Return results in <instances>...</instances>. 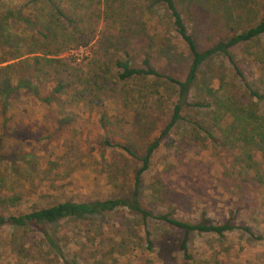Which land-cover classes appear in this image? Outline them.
Here are the masks:
<instances>
[{
    "label": "rangeland",
    "instance_id": "rangeland-1",
    "mask_svg": "<svg viewBox=\"0 0 264 264\" xmlns=\"http://www.w3.org/2000/svg\"><path fill=\"white\" fill-rule=\"evenodd\" d=\"M52 1L78 24L79 35L87 39V44L60 53L68 64L81 70L83 78L90 75L96 57L89 55L94 49L98 58L127 55L139 62L143 57L141 51H145L156 67H184L186 46L161 4L149 7L145 0H115L112 4L104 0H0V13L16 8L46 24L54 13ZM199 1L207 7L203 10L204 19L196 7L193 15L201 19L197 26L201 32L199 40L205 44L203 33L212 24V17L218 18L231 2ZM108 4L112 10L104 16ZM185 18L192 25L189 14ZM14 21L8 18L7 26ZM63 23L69 22L63 18ZM219 27L217 22L209 31ZM22 30L18 29L20 43L26 45L30 39ZM257 43L264 49V33L257 41L233 45L230 51L252 85L264 92V64L254 56ZM210 63L221 67L231 84L241 87L239 76L224 56H216ZM39 78L47 83L46 74ZM102 80L104 85L97 92L86 89L75 93L79 90L73 87L49 103L21 92L12 96L6 113H10L14 137H3L1 152L7 154L10 147L6 144L13 141L23 151L33 152L34 165L28 174L19 175L9 161L0 159V169L4 168L8 175L5 185L22 195L9 211L23 212L32 205L66 198H131V176L139 163L121 149L104 145L103 135L128 140L141 152L146 142L159 134L176 94L165 92L152 77L122 83L110 72ZM211 83L217 88L215 80ZM84 88L79 86L81 91ZM155 89L162 95L157 96ZM194 92L192 89L188 100L194 99ZM217 94L221 101L222 92ZM181 112L184 118L161 137L148 168L140 176L138 201L155 214L167 212L189 221L204 212L212 223L228 220L230 229L221 236L189 231L190 256L176 250L170 260H161L155 249L148 246L147 239L156 237L168 225L126 206L82 218L45 221L42 225L46 236L33 225L22 229L0 224V264H264V152L235 137L238 133L230 125L232 115L223 106L214 102L204 107L184 105ZM227 130L230 142L225 139ZM207 131L215 139L208 138ZM187 141L192 143L187 146ZM246 153L257 163L247 166ZM155 176L167 191L165 200L150 190ZM0 192L9 190L0 185Z\"/></svg>",
    "mask_w": 264,
    "mask_h": 264
},
{
    "label": "trees",
    "instance_id": "trees-1",
    "mask_svg": "<svg viewBox=\"0 0 264 264\" xmlns=\"http://www.w3.org/2000/svg\"><path fill=\"white\" fill-rule=\"evenodd\" d=\"M112 4L115 0H104ZM147 6L153 7L161 4L168 14L173 28L183 40L187 49V59L184 67H175L162 64L158 67L152 64L151 55L145 51L142 59L135 62L132 56L105 57L95 56L96 50H92L90 56H94L93 66L90 75L83 78L81 70H76L68 64L60 53L76 45H84L87 39L84 35H79L81 29L73 19L67 16L62 7L57 6L53 1L54 13L51 15V22L40 24L35 17L27 13H21L16 8H7L0 13V159L5 158L10 162L14 171L19 175L28 174L34 165L33 152L23 151L18 144L13 141L6 145L10 147L7 154L1 152L3 137L11 136L14 125L9 122L10 113H6L7 107L11 104L13 95L20 93L28 95L32 99L49 103L57 99L59 94L69 88L77 87L79 91L75 93L97 92L104 85L103 80L106 73L113 72L117 80L128 83L133 80L144 81L149 77L162 85L165 92L175 93L174 99L170 103V114L166 122L159 128L160 132L153 139L148 140L142 151L132 146L128 140L113 139L107 134L103 135L104 145L121 149L130 159H135L139 163L132 172V196L123 195L98 197L84 201H76L66 198L60 201L48 202L44 205H32L31 208L23 212L9 211L10 206L19 203L21 196L19 192H14L9 185H5L7 171L0 169V185L9 192H0V224H11L22 229L28 226H35L44 236L46 229L42 225L45 221H54L60 218L75 217L82 218L102 211L113 210L117 207L126 206L137 211L143 217H153L165 221L169 228L162 230L156 237L147 239L148 246L155 249V254L162 260H170L174 251L179 250L184 256L189 257L187 250V234L189 231L211 232L221 236L226 229L232 225L228 220L223 223H212L201 212L196 220L189 221L170 215L167 212L155 214L151 210L143 207L137 198V186L140 183V176L148 168L150 158L160 144L161 137L166 134L179 119H183L182 109L184 105L208 106L213 102L223 106L232 115L231 126L235 127L238 135L244 143H252L264 152V92L254 87L246 74L236 63L230 48L240 42L257 41L258 37L264 33V0H228L231 4L223 8L218 18L212 17L210 24L203 33L206 43L199 40L200 29L197 27L201 19L193 15L197 8L203 19L206 10L205 4L199 0H145ZM124 2L121 0L120 3ZM106 3V4H107ZM105 4V5H106ZM104 16L110 14L112 5H107ZM196 7V8H194ZM127 14V13H126ZM189 14L192 25H188L185 15ZM14 18L7 26V19ZM63 18L68 20V24L63 23ZM18 22H23L20 25ZM219 22L220 27L215 31H209L213 25ZM17 28V29H16ZM27 34L30 42L26 45L20 43L18 29ZM216 32V33H215ZM216 34V37H212ZM90 35V34H89ZM258 50L254 52L257 61L264 64V49L259 43L256 44ZM93 46V45H92ZM20 50V48H22ZM106 48V47H105ZM104 48V51H105ZM224 56L232 65L233 70L241 80V87L237 88L226 78V73L221 67L210 63L216 56ZM105 59V60H104ZM48 76L47 83L42 82L39 75ZM83 78V79H82ZM216 81L217 88L211 82ZM84 85L83 91L79 86ZM194 89L196 93L193 100H188L190 92ZM157 96L162 92L155 89ZM222 92V100L216 96L217 92ZM77 98V97H76ZM193 124L197 121L188 120ZM13 129H12V128ZM11 129V130H10ZM227 130L225 139L228 137ZM207 137L215 139L208 131ZM196 139V136H194ZM206 139V137H204ZM131 143V144H130ZM192 142H185L189 146ZM14 154L10 157L9 155ZM247 166L257 163L253 157L246 153ZM19 163V164H17ZM30 165V167L26 165ZM158 184V185H157ZM157 186V187H156ZM150 190L159 198L166 199V193L159 177H153L150 182ZM242 228L248 233L252 231L248 226Z\"/></svg>",
    "mask_w": 264,
    "mask_h": 264
}]
</instances>
